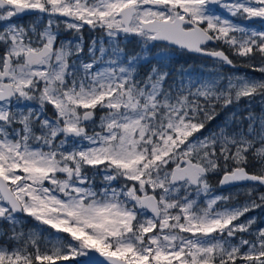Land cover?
Segmentation results:
<instances>
[{
	"label": "snow or ice",
	"instance_id": "obj_1",
	"mask_svg": "<svg viewBox=\"0 0 264 264\" xmlns=\"http://www.w3.org/2000/svg\"><path fill=\"white\" fill-rule=\"evenodd\" d=\"M30 14L47 22H14ZM256 20L264 0H0V264H264V227L240 222L264 208V111L209 130L218 108L264 99V79L176 82L166 63L178 45L235 67L215 42L264 74ZM85 27L102 33L87 52ZM217 174L253 184L247 201L217 194ZM240 233L253 238L233 244Z\"/></svg>",
	"mask_w": 264,
	"mask_h": 264
},
{
	"label": "rangeland",
	"instance_id": "obj_2",
	"mask_svg": "<svg viewBox=\"0 0 264 264\" xmlns=\"http://www.w3.org/2000/svg\"><path fill=\"white\" fill-rule=\"evenodd\" d=\"M210 7H213V6H210ZM215 9L216 8H214V10ZM219 11H220L219 13L221 15H224V16L228 15L227 12L222 7L219 8ZM233 19H235L236 22H238V23L241 22L240 20H238V18H233ZM245 23H247V22H245ZM247 26L264 31V25H262L261 23H259V24L250 23ZM58 31L60 33L59 41L72 40L76 36V33L66 30L63 27V24H61ZM64 33H66V36H63ZM101 36H102V33L99 30L92 31L87 27L86 30L83 31V41H84V45L86 47V50L88 49V46H89V44L93 38H97V37H101ZM222 45L225 47V50L227 52H229L231 57H233V59H235V61L237 62V63H235V65L238 66L239 68H237V69H234V68L224 69L223 66H218L217 64L209 65L210 71L208 73L200 74L198 76L191 74L193 78H196V77H202V78L216 77L217 74H220L222 76H246L250 79H264V74H261L258 71H254L251 67H249V64L254 63L253 61H248L242 57L234 56L227 45H224V44H222ZM169 52H170V56H172L174 54V52L171 50H169ZM81 59H84V57H82ZM168 60H170V57ZM168 60L166 62H168ZM184 79H187V77L185 76ZM179 80L180 79H177L176 82H179ZM217 111L220 112V115L217 117L216 120L212 121L209 124V130H214L217 125L223 123L224 120L226 118H229L232 113H235L238 118L247 115V113L249 111L252 113H255L257 115L261 114V112L264 111V99H262L260 96H256L255 98H253L251 100H249L248 98H242L239 101V103H234L233 105L229 106L228 109L224 110V109L218 108ZM48 114L52 115L51 113H48ZM101 114L102 113H99V112L97 113V123L99 122L98 118H99V115H101ZM246 125H247V121H244L242 126H246ZM91 127L92 126H89V131H91ZM96 130L99 131V128H97ZM204 134L207 135V131H205ZM89 175L90 176L92 175L91 171H89ZM95 181H96L97 187H100L102 184L101 178L99 176H96ZM210 183H211V181H210ZM211 184L216 189L217 194H223V195L231 194L233 197V200L231 203L233 205L244 204L248 199V197L245 194L247 189L249 187H254V185H246V186L235 187V188L228 189V190H221L219 185H215L213 183H211ZM255 187L257 189V192H264L263 187H260L258 185H255ZM257 203H259V201H257ZM203 206H204V204H200V207H203ZM250 217L256 218L257 226L264 227V224L261 223L262 221H264V208H257L253 211H250L245 216L240 218V222L242 223L245 220L249 219ZM22 219H24V221H25L24 231H26V232L27 231H34L37 233V238L42 241L41 245H40L42 250L45 248H50L52 246L49 243V241L50 240L55 241L56 237L52 233H50L49 231L46 230V226L38 225V223L31 218L25 217ZM6 229H7V224H5V223L0 224V232L5 231ZM255 230L256 229L253 228V230H252L253 233L255 232ZM62 235L66 236V234H62ZM241 236H243L244 239H252L253 238L252 236H250L247 233H240V234H237V237L232 240V243L233 244L239 243V239ZM4 240H5V238H0V244H3ZM11 246L15 247L16 245L13 242ZM31 250L32 249H29V251H31ZM242 251H247V248L245 247L244 249H242ZM238 264H242V262L238 261Z\"/></svg>",
	"mask_w": 264,
	"mask_h": 264
},
{
	"label": "trees",
	"instance_id": "obj_3",
	"mask_svg": "<svg viewBox=\"0 0 264 264\" xmlns=\"http://www.w3.org/2000/svg\"><path fill=\"white\" fill-rule=\"evenodd\" d=\"M169 50L173 51L174 54L170 56V60L166 63L169 64V70L172 72V78L175 81H177V79L184 78V73H191L198 76L200 74H206L210 71L209 65L211 64H209L205 58L190 54L187 51L176 50L173 48H170ZM173 79H170L169 83H172ZM48 113L52 114L51 108L48 109ZM220 176L221 174L212 175L209 179L211 183L219 185L218 181ZM200 204H204L203 199H201Z\"/></svg>",
	"mask_w": 264,
	"mask_h": 264
},
{
	"label": "flooded vegetation",
	"instance_id": "obj_4",
	"mask_svg": "<svg viewBox=\"0 0 264 264\" xmlns=\"http://www.w3.org/2000/svg\"><path fill=\"white\" fill-rule=\"evenodd\" d=\"M212 6H213L214 8H216L215 10H216L217 13L220 12V11H219V8H220L219 6H215V5H212ZM238 20H239V19H238ZM46 21H47V17H46V16L43 17V19H41V17H40L39 15H37V14L26 15V16L19 17V18H17V19L14 20L15 23L23 24V25H25V26H29V25H32V24H37V25H41V26H42L44 23H46ZM259 23H260V21H259V20H256L253 24H259ZM86 28H87V27H85L84 30H86ZM84 30H83V31H84ZM63 36H66V33H64ZM59 38H60V37H59ZM135 43H136L135 40L131 41V42L128 44V47H129V48H132V47L135 45ZM217 47L223 48V50H224V51L230 56V58L233 59V57H231V55L229 54V52H227V51L225 50V47H224L222 44H217V43L209 44V48H217ZM85 52H87L86 47H85ZM196 55L205 58V60H206L209 64H211V65H215V64H217L218 66H222L220 62L215 61V60H213V59H211V58H209V57L201 56V55H198V54H196ZM84 58H85V57H84ZM233 62H234V64L237 63V62L235 61V59H233ZM223 68H224V69H226V68H228V69H230V68L237 69V68H239V67L236 66V65H235V67H229V66L223 65Z\"/></svg>",
	"mask_w": 264,
	"mask_h": 264
},
{
	"label": "water",
	"instance_id": "obj_5",
	"mask_svg": "<svg viewBox=\"0 0 264 264\" xmlns=\"http://www.w3.org/2000/svg\"><path fill=\"white\" fill-rule=\"evenodd\" d=\"M31 15V14H30ZM25 16V15H24ZM215 43V42H214ZM211 44H213V43H211ZM174 47H176V48H181V47H179L178 45H176V46H174ZM191 53H194V54H198V53H195V52H191ZM198 55H201V54H198ZM201 56H204V55H201ZM207 57V56H206ZM210 58V57H209ZM212 59V58H211ZM227 66V65H226ZM247 184H251V183H247ZM240 185H244V184H238V185H234V186H225V187H223V188H221V189H230V188H233V187H237V186H240Z\"/></svg>",
	"mask_w": 264,
	"mask_h": 264
}]
</instances>
